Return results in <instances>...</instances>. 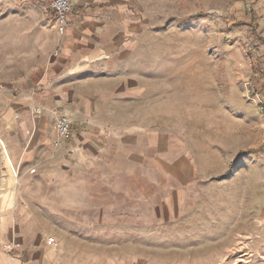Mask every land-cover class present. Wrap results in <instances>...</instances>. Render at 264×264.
<instances>
[{
	"label": "crops",
	"instance_id": "1",
	"mask_svg": "<svg viewBox=\"0 0 264 264\" xmlns=\"http://www.w3.org/2000/svg\"><path fill=\"white\" fill-rule=\"evenodd\" d=\"M70 2L64 35L42 2L29 31H19L16 43L27 44L26 52L11 55L3 70L2 122L21 137L4 140L10 170L7 187H0V264H190L162 248L165 240L155 235L156 228L146 235V244L139 240L140 225H173L171 213L182 204L177 188L169 190L162 208L155 203V151L163 138L140 132L137 118L123 120V115L138 114L140 103L153 112L149 82L154 75L143 48L147 32L132 2ZM230 18L244 27L240 33L248 34L252 50V57L242 54L237 80L253 78L256 87H264V0H230ZM107 114L115 115L114 121ZM62 115L72 122L67 141L55 130ZM139 165L150 166V176L140 173ZM35 177L54 179L49 203L34 198L43 194L36 182L27 183ZM135 186L139 192H133ZM117 198H132V203H126L128 209L113 206ZM134 198L154 201L155 217L140 219ZM98 208L102 211L92 218L91 210ZM260 225L257 237L264 243ZM236 230L232 224L231 238ZM256 234L248 218L243 235Z\"/></svg>",
	"mask_w": 264,
	"mask_h": 264
},
{
	"label": "rangeland",
	"instance_id": "2",
	"mask_svg": "<svg viewBox=\"0 0 264 264\" xmlns=\"http://www.w3.org/2000/svg\"><path fill=\"white\" fill-rule=\"evenodd\" d=\"M123 1L133 3L139 25L147 32L143 48L154 75L149 82L153 112L140 103L139 113L123 115V120L137 118L140 132L163 138L155 151V203L161 205L174 188L182 191L180 209L171 213L175 223L140 225V244H146V235L156 228L155 235L165 240L162 248L183 255L190 264H264V243L257 237L264 221V114L253 93L264 97V87H256L253 78L237 80L242 54L252 57V50L248 34L240 33L244 27L232 23L230 0ZM42 2L0 0V82L10 56L26 52L27 44L16 43L19 31H29ZM107 116L114 121L115 115ZM2 120L0 114V187H7L10 163L4 140L21 135L6 129ZM74 128L79 131L80 124L74 123ZM138 169L151 174L150 166ZM51 180L27 179L43 191L41 197L34 195L37 201L49 203ZM130 202L132 198H117L113 206L128 209ZM153 203L134 198L132 206L140 219L152 218L158 212ZM99 211L92 209L91 217ZM248 218L257 233L250 239L243 235ZM232 224L237 229L234 238Z\"/></svg>",
	"mask_w": 264,
	"mask_h": 264
},
{
	"label": "built area",
	"instance_id": "3",
	"mask_svg": "<svg viewBox=\"0 0 264 264\" xmlns=\"http://www.w3.org/2000/svg\"><path fill=\"white\" fill-rule=\"evenodd\" d=\"M47 9L52 15L56 28L61 35H64L68 26V16L71 13L72 6L70 0H43ZM57 53H55L56 55ZM249 86V83L247 84ZM251 90H248L250 95ZM254 97L258 100V107L264 114V97L260 93L254 92ZM55 130L61 140L67 141L72 137V122L67 116H60L55 122ZM6 249H11L10 245H5Z\"/></svg>",
	"mask_w": 264,
	"mask_h": 264
}]
</instances>
